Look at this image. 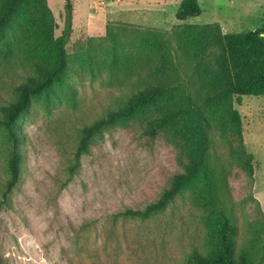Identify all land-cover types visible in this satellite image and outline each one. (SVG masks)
Segmentation results:
<instances>
[{"label": "rangeland", "instance_id": "rangeland-1", "mask_svg": "<svg viewBox=\"0 0 264 264\" xmlns=\"http://www.w3.org/2000/svg\"><path fill=\"white\" fill-rule=\"evenodd\" d=\"M72 32L66 45L69 68L60 84L32 96L27 116L18 123L24 133L21 177L0 205V264H178L192 245L200 246L199 211L185 190L166 208L139 220L117 215L128 206H143L169 180L166 163L174 162L164 140L143 143L126 121H116L92 136L73 172L79 129L121 95L123 71L111 74L103 57L111 50L105 38L109 23L171 30L180 0H71ZM56 27L64 24V0H46ZM201 13L186 23L216 22L223 32L254 30L264 23V0H198ZM21 8L7 33L24 60L40 59L27 51ZM11 47V45H10ZM123 49H128L124 46ZM6 50L0 43V61ZM111 53L107 55L109 57ZM0 64V103L24 74L19 64ZM234 107L242 122L243 148L231 167L229 188L235 202L239 240L247 218L264 216V96H243L212 105L224 136L211 152L228 159L232 129L227 111ZM222 130V131H223ZM164 138V137H162ZM165 139V138H164ZM11 147L0 128V183ZM232 152V151H231ZM250 162L252 178L245 162Z\"/></svg>", "mask_w": 264, "mask_h": 264}, {"label": "trees", "instance_id": "trees-1", "mask_svg": "<svg viewBox=\"0 0 264 264\" xmlns=\"http://www.w3.org/2000/svg\"><path fill=\"white\" fill-rule=\"evenodd\" d=\"M21 8H27L21 25L27 51L36 49L40 59L24 60L7 40ZM200 13L198 0H180L175 19L181 23L171 30L121 22L107 25L105 38L111 50L104 52L105 64L95 61L111 74L124 69L120 80L129 81L113 107L79 129L70 171L88 150L94 134L116 121H126L143 143L164 140L169 144L176 164L165 162L169 180L152 200L116 214L145 220L188 189L190 202L200 213L203 236L201 245H192L178 264H264V216L261 221L247 218L239 240L229 188L231 167L239 164L240 155L233 151L243 148L240 114L229 105L227 119L235 144L229 143L232 152L224 160L218 152H211L224 130L209 110L233 97L240 104L243 96H264V23L254 30L229 33L216 22L186 23ZM55 27L46 0H0V43L6 47L0 64H19L24 71L12 85L10 98L0 103V128L11 142L3 162L0 205L8 203L21 177L20 146L25 136L19 119L29 114L32 96L60 84L69 68L66 45L72 32L71 0H64V24L58 36ZM249 163L245 162L247 176L252 178Z\"/></svg>", "mask_w": 264, "mask_h": 264}]
</instances>
